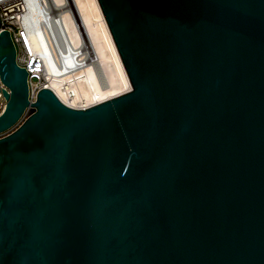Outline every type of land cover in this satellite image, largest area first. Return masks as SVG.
Here are the masks:
<instances>
[{
	"label": "water",
	"instance_id": "1",
	"mask_svg": "<svg viewBox=\"0 0 264 264\" xmlns=\"http://www.w3.org/2000/svg\"><path fill=\"white\" fill-rule=\"evenodd\" d=\"M98 2L132 90L86 110L0 32V264H264V0Z\"/></svg>",
	"mask_w": 264,
	"mask_h": 264
},
{
	"label": "bare ground",
	"instance_id": "2",
	"mask_svg": "<svg viewBox=\"0 0 264 264\" xmlns=\"http://www.w3.org/2000/svg\"><path fill=\"white\" fill-rule=\"evenodd\" d=\"M13 2H20L25 14L12 23L29 30H38V36L33 33L29 38V44H32L37 53L42 51V46L44 49L66 45L81 46L83 30L89 36L97 63L91 60L93 54L88 52L91 59L89 58L90 61L84 67L71 70L70 63L67 62L64 69L50 71L41 84L51 90L65 106L74 110H86L132 90L98 0H68L71 10L66 0ZM72 10L73 13L75 10V17ZM4 27L0 26V31ZM6 27L9 30L10 27ZM49 29L54 35L53 38Z\"/></svg>",
	"mask_w": 264,
	"mask_h": 264
},
{
	"label": "built area",
	"instance_id": "3",
	"mask_svg": "<svg viewBox=\"0 0 264 264\" xmlns=\"http://www.w3.org/2000/svg\"><path fill=\"white\" fill-rule=\"evenodd\" d=\"M24 14L25 12L20 2L14 3L13 0H0V26H5L4 30L8 29L6 26L10 27L7 31L10 33V37L16 49V63L19 67L24 68L28 74L27 85L29 101L34 102L37 93L41 89H46V87L41 84L44 79L49 76L50 71L64 69L67 62L70 63L71 70H78L84 67L90 59L87 46L84 42L78 47L66 45L55 46L54 49L52 47H46L44 49L41 45L42 51L37 53L31 46L32 44H29V38L32 37L33 33L37 35L38 30L36 28H31L32 30H29L28 28L19 27L12 23L13 21L16 22L19 17L24 16ZM39 31L41 32L40 29ZM49 32L53 38L54 35L50 29ZM56 54H58V59ZM0 89L9 92L1 81ZM5 105L6 100L0 94V115L4 111Z\"/></svg>",
	"mask_w": 264,
	"mask_h": 264
},
{
	"label": "rangeland",
	"instance_id": "4",
	"mask_svg": "<svg viewBox=\"0 0 264 264\" xmlns=\"http://www.w3.org/2000/svg\"><path fill=\"white\" fill-rule=\"evenodd\" d=\"M66 2L68 3V0H66ZM67 6L69 7V9L71 8L70 6H69V3L67 4ZM73 6V5H72ZM74 8V7H73ZM72 9V8H71ZM70 9V10H71ZM72 13H73V10H72ZM74 13H75V10H74ZM74 13L72 14L74 17H75V15H74ZM76 14H77V12H76ZM77 16L78 15H76V18H77ZM85 30H83V34H84V37H83V35H82V42H84L85 44H86V46H87V49H88V52L91 54H93V56H92V59H91V56L89 57L91 60H93V61H95L96 63H97V59H96V55H95V52H94V50H93V48H92V45H91V43H90V39H89V36L86 34V32H84ZM34 112V109H29V110H26L25 111V113H24V115H23V118L21 119V121L19 122V124H21V122H23L28 116H30L32 113ZM18 124V125H19ZM17 127V126H16ZM16 127H14V128H12L11 130H9V131H7L6 133H4L3 135H1L0 136V138L1 137H3V136H6V135H8L9 133H11L12 131H14V129L16 128Z\"/></svg>",
	"mask_w": 264,
	"mask_h": 264
}]
</instances>
